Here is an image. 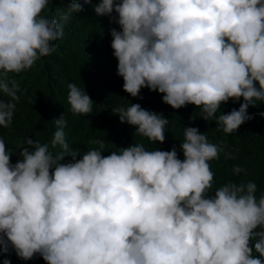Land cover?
<instances>
[{
  "label": "clouds",
  "instance_id": "clouds-1",
  "mask_svg": "<svg viewBox=\"0 0 264 264\" xmlns=\"http://www.w3.org/2000/svg\"><path fill=\"white\" fill-rule=\"evenodd\" d=\"M258 102L264 0H0V264H264Z\"/></svg>",
  "mask_w": 264,
  "mask_h": 264
},
{
  "label": "trees",
  "instance_id": "trees-1",
  "mask_svg": "<svg viewBox=\"0 0 264 264\" xmlns=\"http://www.w3.org/2000/svg\"><path fill=\"white\" fill-rule=\"evenodd\" d=\"M46 60L49 62L46 65V74H52L53 78L59 82L62 89L61 96L55 98V100H57L62 98V96H65V88L67 84L77 81V76L74 74L69 78L71 73L69 62H62L56 59L53 55L46 58ZM37 74L38 71L35 69V71L32 72V75L36 76ZM10 75L11 74H9V77ZM30 84L25 83V86L28 87ZM233 109L237 108L224 107L221 105L220 112L227 114ZM259 109L260 112H257ZM220 112H217L216 115L218 116ZM249 113L257 115H252L253 119L250 120L251 123L243 129L238 130L235 134L236 143L234 152L238 151L237 159L239 161H249L253 163L257 171H260L262 164H264V117L260 115V113H264V102H258L256 107H254ZM181 114V116L171 119V126L169 127L167 136L168 138L165 139L163 144H158L155 150L170 151L173 146H175L178 152V158L183 160V152L180 151L177 146V140L182 143L181 132L179 131L181 126L190 121L195 125V128L199 130L200 134H207L210 138H213L217 132L218 124L215 118H210L208 121H205L200 117V113L194 116L195 113H191L190 110L183 111ZM223 169L226 170V165L223 166Z\"/></svg>",
  "mask_w": 264,
  "mask_h": 264
},
{
  "label": "bare ground",
  "instance_id": "bare-ground-1",
  "mask_svg": "<svg viewBox=\"0 0 264 264\" xmlns=\"http://www.w3.org/2000/svg\"><path fill=\"white\" fill-rule=\"evenodd\" d=\"M49 58V57H48ZM231 171H232V169H231Z\"/></svg>",
  "mask_w": 264,
  "mask_h": 264
}]
</instances>
